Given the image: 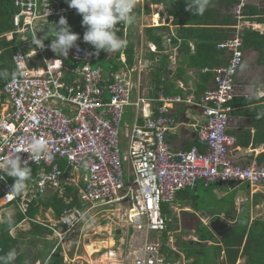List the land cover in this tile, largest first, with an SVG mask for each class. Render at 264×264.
Instances as JSON below:
<instances>
[{
    "label": "built area",
    "instance_id": "built-area-1",
    "mask_svg": "<svg viewBox=\"0 0 264 264\" xmlns=\"http://www.w3.org/2000/svg\"><path fill=\"white\" fill-rule=\"evenodd\" d=\"M247 4L248 0H237L234 6L236 30L231 38L218 43V48L228 52L229 60L213 69L215 85L205 91L199 103L206 118L198 130L205 151L198 146L173 151L167 136L177 120L170 110L177 103H193L191 97L167 94L160 86L155 97L133 100L150 65L144 55L128 66L123 51L119 60L124 68L109 73L94 63L95 50L83 38L68 56L56 55L48 47L55 32L45 28L75 9L66 0H14L13 29L5 36L8 41L18 37L20 48L13 54V71L0 88V160L14 148H27L33 139L43 140L47 152L32 158L30 164L39 170L23 192L10 190L11 177L0 180V200L4 201L0 207L24 214L19 225L35 222L50 228L48 239H55L52 252L64 248L70 233L91 216L105 213L115 222L109 237L85 236L87 259L79 261L78 256L75 260L63 249L66 263L189 264L179 259L183 253L175 245L174 232L168 229L172 216L165 215V205L175 201L179 191L199 184L210 187L220 180L264 184V166L256 162L241 165L232 158L236 137L227 131L233 115L230 101L235 96V79L245 58L242 33L248 24ZM117 28L127 45L132 24ZM33 35L48 36L43 48L32 43ZM173 36L166 37V45L176 52L182 40L177 38L174 45ZM149 48L153 52L158 49L153 44ZM129 106L134 107L135 116L127 134V154L122 155L120 128ZM19 154L22 159L30 155L25 151ZM123 161L129 163L133 174L128 183ZM66 185L75 187L81 206L67 209L59 218L50 210L44 211V216H28L32 203L50 192L65 197ZM72 199L65 197L68 203ZM117 236L110 242V237Z\"/></svg>",
    "mask_w": 264,
    "mask_h": 264
},
{
    "label": "crops",
    "instance_id": "crops-1",
    "mask_svg": "<svg viewBox=\"0 0 264 264\" xmlns=\"http://www.w3.org/2000/svg\"><path fill=\"white\" fill-rule=\"evenodd\" d=\"M135 1V20L132 23L130 37V40L135 44L134 64L141 55H144L150 61V65L143 75L138 92L134 93L133 100H136L138 96L145 98L156 96L154 94L152 75L155 65L159 64L162 57H165L169 72L167 81L172 86V88L169 87V91L173 92L170 95L180 94L183 97L188 96L193 99L191 104L185 102L177 103L170 110V114L177 120V125L168 132L167 142L173 151L189 150L194 146H198L201 151H205V144L199 142L198 130L205 123L206 118L203 116V108L199 103H201L202 95L208 89L206 88L203 92V88L200 85L202 74L206 70L201 69L198 65L209 62L212 64L218 63L214 53L205 49L210 44L217 42L221 34L230 28L231 22L229 20L232 15L234 17L235 6L232 3L235 0H209V4L203 14L186 11L187 0ZM249 4L260 8L257 0H250ZM136 24L139 29L138 32L135 31ZM148 27H160L159 34L163 37V51L158 52L157 49L156 52H153L150 50V44L156 47L157 44L146 41L144 29ZM248 27H253L264 33V23L248 21L244 28ZM169 34L174 35V45L178 44L177 38L182 40L176 52L172 47L166 45V37ZM137 35L139 37H136ZM231 37L232 34L227 39ZM227 39H222L218 43ZM183 44H187L186 50L182 49L181 46ZM245 54V64H243L235 79L236 91L234 98L249 96L261 98L264 96V63L259 62V55L255 50L251 53L246 50ZM219 57L224 60L221 65L226 64L229 60L227 51ZM212 83H208L207 87L211 86ZM155 104L152 102L151 105ZM240 108L242 107H233V111ZM127 109H130L135 116L133 106H129ZM232 116L239 117V119L230 121L231 125L227 129L230 134H237L244 130L251 131L252 135L255 133L256 129L253 127L250 117L238 114H233ZM243 124H247L248 127L243 126ZM262 151H264V145L254 148L253 145L242 147L235 143L230 153L237 163L247 166L257 163L255 157ZM244 183L246 185L242 186L241 184ZM241 184L236 188L230 189L217 182L210 187L203 186L204 191H200L199 187L201 184H199L197 188H186L178 192L175 199V202H177L175 206L176 217L172 213V221L169 224L170 229H168L170 232H174L175 245L183 253L179 259L186 260L189 264H201L198 263L197 258H199L200 254L206 253V247H212L217 252H214L212 260L206 257L203 264H230L224 241L227 235L233 229H236L235 227L238 229V227L248 221L245 217L246 211L250 215L249 226L252 225L254 220L264 222V184L253 186L248 182H242ZM218 217L231 228L225 234L223 240L211 229V222ZM190 225H193L191 230L190 228H185ZM201 225H206L207 228L203 230H208L212 234L211 239H201L200 234L204 232L203 230L200 232L198 230ZM22 226L27 227L26 224L18 227ZM185 230L188 234L186 237H184ZM192 230L196 231V233L191 232ZM167 235L168 232H165L166 237ZM188 236L191 237L188 238ZM215 237L216 240L213 239ZM109 239L110 242H113L118 238L110 237ZM184 244L187 246L184 247ZM192 247L196 248L197 251L195 255L191 252L192 255L188 256L186 251ZM230 257H233V255ZM172 260L176 261V258L172 257ZM245 261L246 257L240 254L236 264H243Z\"/></svg>",
    "mask_w": 264,
    "mask_h": 264
},
{
    "label": "trees",
    "instance_id": "trees-1",
    "mask_svg": "<svg viewBox=\"0 0 264 264\" xmlns=\"http://www.w3.org/2000/svg\"><path fill=\"white\" fill-rule=\"evenodd\" d=\"M264 1V0H262ZM235 0L232 4H236ZM16 12L14 6V0H0V88L4 85V80L7 79L6 75L14 69L13 54L20 48L19 38H15L12 41H8L5 34L13 29V16ZM64 16L67 18L68 24L71 26V31L79 34V38H83L85 27L82 26V15L78 14L76 10L67 12L58 16L51 26H47L45 29L47 32L53 30L55 32L56 22L59 18ZM245 17L250 22L264 23V12H261L258 6L253 4H247L245 7ZM231 26L221 34V37L217 42L207 46L205 50L213 52L215 58L218 59V63H205L198 65L201 69L206 71L202 74V82H200L203 92L207 89L214 87V67L221 65L224 60L219 56L224 54L226 50L218 49V41L227 39L230 34H234L236 18L233 15L230 20ZM234 26V27H233ZM160 27H148L144 29V37L146 41L154 42L157 44L158 52L164 50L162 45L163 37L159 34ZM119 36V34H117ZM243 49L244 51L253 49L259 52V62L264 63V33L253 27L244 28L242 33ZM182 49H187V44L181 46ZM126 53L127 64L132 66L135 59V44L130 40L126 47H123L115 54H109L101 50L99 55H94V63L99 64L103 69L109 73L124 68V65L119 60L122 52ZM158 63V62H157ZM69 65V63H68ZM72 64H70L71 66ZM73 66V65H72ZM168 67L165 61V57H162L159 64L155 65L153 72V86L154 94L157 95V91L160 86L164 87L167 94L173 93L169 91L171 85L168 84ZM213 82L211 86L207 87V84ZM205 93V92H204ZM230 104L236 107H242L233 111V114L244 115L251 118V123L256 129L255 133L249 130H244L240 133L233 134L236 137V144L242 147H249L253 145L257 148L264 145V116L257 119L258 113H264V96L256 98L255 96L249 97H235ZM229 133V132H228ZM258 165H264V151L260 152L256 157ZM64 167V166H63ZM65 168V167H64ZM31 177L35 176L39 170L37 166L31 165ZM67 170V169H66ZM67 192L65 197H72L73 199L68 203L64 196H60L57 192H50L48 195L33 202L28 216L35 218L39 214L44 216V211L50 210L54 217L59 218L63 213L74 206H81L80 200L77 195L75 187L66 185ZM168 210L165 208V215ZM245 217L248 219L240 227H235L226 237L224 245L226 247V253L230 264H236L238 256L241 254L246 257V261L243 264H264V222L261 220H254L252 225L249 226L250 215L246 211ZM4 221L0 222V256H5L10 250H15L16 259L10 264H36L40 261L41 264H88L87 262L80 263H66L63 255V248L60 246L55 252H52L55 243L51 244L48 239V235H52V230L41 224L31 222V226L22 229V232L17 234L12 233L19 224L25 219V215L19 211H15L11 216L9 222V216L3 215ZM22 228V227H20ZM170 229V225L168 227ZM201 239H211L212 234L206 230L200 234ZM30 238V239H28ZM29 244V246H27ZM42 244L41 248H38ZM32 247L33 253L28 256L24 251ZM241 248L242 251H241ZM187 255L190 256L191 251L187 250ZM233 255V257H230Z\"/></svg>",
    "mask_w": 264,
    "mask_h": 264
},
{
    "label": "clouds",
    "instance_id": "clouds-1",
    "mask_svg": "<svg viewBox=\"0 0 264 264\" xmlns=\"http://www.w3.org/2000/svg\"><path fill=\"white\" fill-rule=\"evenodd\" d=\"M70 8H74L82 15V26L85 27L83 41L94 48V55H99L103 50L109 54H115L126 46V40L118 36L117 25H131L135 20V0H66ZM209 4V0H187L186 11H194L196 14H203ZM49 15V14H48ZM47 35H33L32 43L38 48L44 47V40ZM79 34L71 31L67 18L61 16L56 22L54 37L48 47L56 54L68 56L69 50L78 47L76 41ZM264 116L258 113L257 119ZM21 151L30 155L22 159ZM47 152V145L43 140L33 139L27 148H14L10 155L0 160V180L7 177L13 179L10 190L16 194L23 192L26 182L31 177L32 158ZM50 155V154H49ZM11 214H9V222ZM16 259L15 250H10L5 256H0V264H10Z\"/></svg>",
    "mask_w": 264,
    "mask_h": 264
},
{
    "label": "rangeland",
    "instance_id": "rangeland-1",
    "mask_svg": "<svg viewBox=\"0 0 264 264\" xmlns=\"http://www.w3.org/2000/svg\"><path fill=\"white\" fill-rule=\"evenodd\" d=\"M138 25L136 24V28L135 31L138 32ZM136 37H139L138 35ZM1 52V51H0ZM9 76V73H7L6 78ZM128 108V107H127ZM125 109V113H124V117H123V122L120 128V140H121V150H122V155L127 154V149H128V137L127 134L129 133V129H131V125H132V120L134 117L133 112L130 109ZM123 168H124V172H125V181L126 183L129 182V180L133 179V174L131 173V171L129 170V163L123 161ZM242 186L246 185L241 184ZM200 191H204V187L201 184L200 185ZM2 200V199H1ZM0 200V201H1ZM1 205V203H0ZM177 205V202L172 201V202H168L165 205V208L168 210V214L172 215L176 217V210L174 209L175 206ZM14 210H12L11 208H1L0 207V222L4 221L3 215H13ZM94 215V214H93ZM46 218V217H44ZM118 223L123 224L121 221H119V219H116ZM31 225L29 226H22L23 228L17 227L15 230H13V232L15 234L22 232V229H26L29 228ZM115 226V222H111L110 218H108L107 216H105V213H100V214H96L94 216H91L90 218H87L84 222H82L73 233H70V235L67 237V240L64 242V252H66L65 250L68 251L69 255L71 257H73L75 260L77 259L78 256H81L79 261L85 260L88 258V254L84 249V241H85V236L89 235V234H96V236L98 238L100 237H109V231H111V228ZM202 229H205L202 227ZM201 230H199L200 232ZM204 231V230H203ZM193 235V234H192ZM187 234H184V237H186ZM191 236H188V238ZM117 238H119V236H117ZM30 239V238H28ZM214 240H216V237L213 238ZM51 244L55 243V239H53L52 237L49 238ZM27 246H29V244H27ZM187 245L184 244V247H186ZM207 246V245H205ZM204 246V247H205ZM42 244L39 245L38 248H41ZM29 249H25L24 251L27 253L28 256H31L33 253V249L32 247H28ZM191 252L194 253L197 251L196 248L192 247L190 249ZM217 252L216 249H213L212 247H206V253L205 254H200L199 258H197L198 263L203 264L205 258L207 257L209 260H212L213 256H214V252ZM164 253L167 256L168 255V251L167 249H164ZM36 264H41L40 262H37Z\"/></svg>",
    "mask_w": 264,
    "mask_h": 264
},
{
    "label": "water",
    "instance_id": "water-1",
    "mask_svg": "<svg viewBox=\"0 0 264 264\" xmlns=\"http://www.w3.org/2000/svg\"><path fill=\"white\" fill-rule=\"evenodd\" d=\"M249 1L250 0H248V3H249ZM257 1H258V5L260 6L259 10L261 12H264V1H262V0H257ZM247 51L250 52V53L251 52H254L253 49H249ZM256 53L259 55V52L258 51H256ZM243 64H245V59H244ZM236 119H239V117H233V116L231 117V121L232 120H236ZM230 125L231 124L229 122L228 127ZM243 126L248 127L247 124H243ZM261 166H263V165H261ZM218 183L220 185H224V186H227L230 189H233V188H236L238 185H240L242 183V181H240V180H233V181L220 180V181H218ZM211 229L214 231V233L217 236H219L223 240L224 237H225V234H227L230 231L231 228L228 227L224 222H222L221 219H220V217H218L214 221L211 222ZM117 234H120V229L117 230ZM160 253L162 254V250H161Z\"/></svg>",
    "mask_w": 264,
    "mask_h": 264
},
{
    "label": "flooded vegetation",
    "instance_id": "flooded-vegetation-1",
    "mask_svg": "<svg viewBox=\"0 0 264 264\" xmlns=\"http://www.w3.org/2000/svg\"><path fill=\"white\" fill-rule=\"evenodd\" d=\"M192 227H193V225H190V226H187V227H185V228H190V230H191ZM202 227H203V228H207L206 225H201L200 227H198V230H201V231H202V230H203ZM186 230H189V229H186ZM186 230H185V234H187ZM190 230H189V231H190ZM191 232H195V233H196V231H194V230H192ZM187 235H188V234H187Z\"/></svg>",
    "mask_w": 264,
    "mask_h": 264
},
{
    "label": "bare ground",
    "instance_id": "bare-ground-1",
    "mask_svg": "<svg viewBox=\"0 0 264 264\" xmlns=\"http://www.w3.org/2000/svg\"><path fill=\"white\" fill-rule=\"evenodd\" d=\"M1 201H3V200H1ZM1 201H0V202H1ZM3 202H4V201H3ZM3 202H2V203H3ZM2 203H1V204H2Z\"/></svg>",
    "mask_w": 264,
    "mask_h": 264
}]
</instances>
